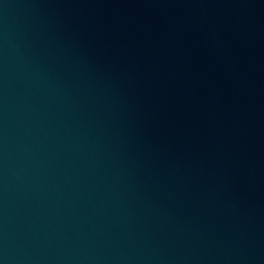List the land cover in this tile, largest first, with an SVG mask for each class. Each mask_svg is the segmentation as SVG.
<instances>
[{
	"label": "water",
	"instance_id": "1",
	"mask_svg": "<svg viewBox=\"0 0 264 264\" xmlns=\"http://www.w3.org/2000/svg\"><path fill=\"white\" fill-rule=\"evenodd\" d=\"M0 264H264V0H0Z\"/></svg>",
	"mask_w": 264,
	"mask_h": 264
}]
</instances>
